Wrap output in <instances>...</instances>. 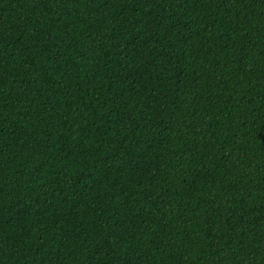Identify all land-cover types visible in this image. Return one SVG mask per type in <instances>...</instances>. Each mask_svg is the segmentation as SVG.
Masks as SVG:
<instances>
[{"label":"trees","instance_id":"16d2710c","mask_svg":"<svg viewBox=\"0 0 264 264\" xmlns=\"http://www.w3.org/2000/svg\"><path fill=\"white\" fill-rule=\"evenodd\" d=\"M0 264H264V0H0Z\"/></svg>","mask_w":264,"mask_h":264}]
</instances>
